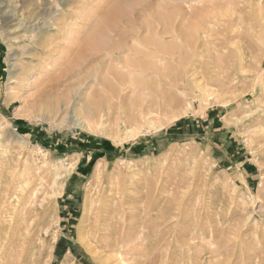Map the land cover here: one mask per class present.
I'll list each match as a JSON object with an SVG mask.
<instances>
[{"label": "rangeland", "instance_id": "1", "mask_svg": "<svg viewBox=\"0 0 264 264\" xmlns=\"http://www.w3.org/2000/svg\"><path fill=\"white\" fill-rule=\"evenodd\" d=\"M0 190L14 264H264V0H0Z\"/></svg>", "mask_w": 264, "mask_h": 264}, {"label": "bare ground", "instance_id": "2", "mask_svg": "<svg viewBox=\"0 0 264 264\" xmlns=\"http://www.w3.org/2000/svg\"><path fill=\"white\" fill-rule=\"evenodd\" d=\"M8 12V11H7ZM16 14H12V15H10L9 17H8V21H9V23L10 22H12L13 20H15L16 19ZM31 17L33 18V20L32 21H36L34 24H32V25H28V23L31 21V20H28V22L27 23H22L21 24V27L22 28H24V29H27V32H34V31H36V29H38L37 28V25H40L41 24V22H39V18L40 17H44V13L42 12V11H40V12H38V11H36V15L34 16V14L32 13L31 14ZM48 17V16H47ZM49 19V18H48ZM47 19V20H48ZM22 21H25V20H23L22 19ZM7 22V21H6ZM46 25V23L44 24V27L42 26V28L40 27V29H41V34H42V32H43V28H44V30L48 33V27H47V25ZM44 31V32H45ZM43 35V34H42ZM29 38V40H32L34 37L31 35V36H28ZM41 38H39V39H36V44H37V46H39V48H40V50H41V47L40 46H42L43 45V43H44V41H45V46H46V43H47V40H42L43 42H39V40H40ZM47 48H48V46H46ZM25 57L26 56H17V54L16 55H14V59H16V60H21L20 61V65H21V67H17L16 65H17V63L16 64H14L15 66V68H14V70H15V72L17 73V72H19L20 71V73H23L24 75H27V76H30V74L32 75V76H34V74L36 73H42V67L41 66H39V67H37L35 64H36V61H34V59L33 58H27L26 59V61H24V59H25ZM23 58V59H22ZM41 64H43L45 61L43 60V59H41ZM15 63V62H14ZM16 73H14V75L16 74ZM19 73V74H20ZM21 80H22V78H21ZM38 81V80H37ZM36 82V81H35ZM36 84H34V86H35ZM10 169V168H9ZM12 169H10L9 171H11ZM6 172H7V169H6ZM19 173V172H18ZM22 175H23V173H22ZM17 176V175H16ZM19 177H21V174L19 175ZM25 177V176H24ZM25 180V179H24ZM28 180V179H27ZM18 181H21V180H18ZM17 181V182H18ZM24 182V181H23ZM25 182H29V180L28 181H25ZM24 182V183H25ZM22 183V182H21ZM21 183H20V185H21ZM23 183V184H24ZM22 184V185H23ZM19 185V186H20ZM21 185V186H22ZM20 186V187H21ZM25 186V185H24ZM27 187V186H26ZM29 187V186H28ZM21 188H23V186L21 187ZM28 189V188H27ZM11 191H12V189H11ZM0 193H1V190H0ZM1 194H3V192L1 193ZM4 194L5 195H3L2 197H1V195H0V204L2 205L3 204V210L1 209L2 208V206H1V208H0V210H2L1 211V213H0V264H1V262H2V255L4 254V253H10V261L8 262V264H14V260L16 259V255H15V252H16V249L14 248V244H13V242H12V239L9 237V234H10V228H12V211H13V209H12V211H11V208H10V205H12V203L10 202V197H8V194H9V192H5L4 191ZM11 194V193H10ZM32 196V192L31 191H29L28 192V194H27V199L26 200H29L30 199V197ZM32 199V198H31ZM31 201V200H30ZM29 204H30V202H29ZM32 204H33V202H32ZM101 210H104V209H102V207H100L99 208V211L98 212H96V214H97V218L98 217H100V212H101ZM108 210V209H107ZM95 216V215H94ZM96 219V218H95ZM101 219V218H100ZM96 220H98V219H96ZM97 222V221H96ZM107 222V221H106ZM14 223V222H13ZM98 224V223H97ZM100 224V223H99ZM98 226V225H97ZM96 226V227H97ZM101 226V225H100ZM99 227V226H98ZM14 233H15V231H14ZM29 238V237H28ZM116 240V239H115ZM115 242V241H114ZM28 247V246H27ZM27 247H25V248H27ZM106 247V246H105ZM27 251V250H26ZM26 251H24V253L26 254L27 252ZM23 256H24V254H23Z\"/></svg>", "mask_w": 264, "mask_h": 264}, {"label": "built area", "instance_id": "3", "mask_svg": "<svg viewBox=\"0 0 264 264\" xmlns=\"http://www.w3.org/2000/svg\"><path fill=\"white\" fill-rule=\"evenodd\" d=\"M16 130L18 131V130H19V128L17 127V128H16Z\"/></svg>", "mask_w": 264, "mask_h": 264}]
</instances>
